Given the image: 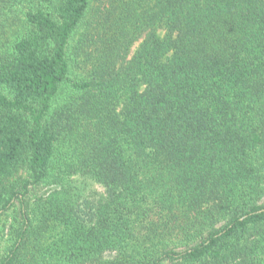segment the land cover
<instances>
[{
  "label": "trees",
  "instance_id": "16d2710c",
  "mask_svg": "<svg viewBox=\"0 0 264 264\" xmlns=\"http://www.w3.org/2000/svg\"><path fill=\"white\" fill-rule=\"evenodd\" d=\"M0 264H264V0H0Z\"/></svg>",
  "mask_w": 264,
  "mask_h": 264
},
{
  "label": "rangeland",
  "instance_id": "374dc122",
  "mask_svg": "<svg viewBox=\"0 0 264 264\" xmlns=\"http://www.w3.org/2000/svg\"><path fill=\"white\" fill-rule=\"evenodd\" d=\"M94 188H95L96 190H98V191H102L101 186H98V185H97V186H95Z\"/></svg>",
  "mask_w": 264,
  "mask_h": 264
}]
</instances>
